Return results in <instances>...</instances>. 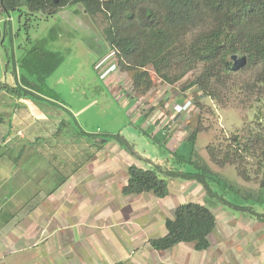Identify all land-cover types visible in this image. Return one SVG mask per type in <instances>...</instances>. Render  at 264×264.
I'll return each instance as SVG.
<instances>
[{
  "label": "rangeland",
  "instance_id": "374dc122",
  "mask_svg": "<svg viewBox=\"0 0 264 264\" xmlns=\"http://www.w3.org/2000/svg\"><path fill=\"white\" fill-rule=\"evenodd\" d=\"M9 20L15 32L20 30L13 41L16 60L33 47L34 41L48 37L49 30L56 28L59 36L47 47L61 52L64 61L39 92L56 104L41 97L18 98L0 91V162L10 164L9 167H14L12 162H16L22 171L27 170L22 166L29 162H38L40 168L34 172L42 173L47 169L59 178L68 175L80 163L91 160L88 163H92L90 169H93L94 166L106 168L111 161L115 176L103 169L104 174L122 182L132 165L157 171L158 166L166 170H192L178 165L171 152L196 135L193 142L199 153L223 179L264 192V87L254 88L259 65L253 63L226 84L217 85L220 99L206 96L198 86L192 87L204 74V63L196 65L173 84L163 81L148 66L152 86L141 92L133 85L131 68L120 63L118 51L106 40L105 14L90 16L81 5L59 8L47 21L33 23L31 41L23 29H18V15L12 13ZM189 39L192 37L185 41L187 44ZM4 45L11 47L9 38ZM8 55L1 40L0 82L14 86L13 65L7 67ZM235 58L232 60L238 64ZM19 71L17 67L18 75ZM182 72L177 71L176 76ZM247 86L252 91H247ZM162 129L170 136L166 147L153 138ZM8 132L11 137L6 139ZM119 136L126 138L133 148H123L117 141ZM235 138L238 142H234ZM107 139L112 140L104 143ZM212 148L222 153L221 159L223 154L234 151L241 153L245 161L242 165L218 166L208 154ZM99 149L101 152L92 158ZM115 149L122 150L117 153ZM161 177L169 184L167 198L159 199L151 192L134 197L136 216L142 208L149 207L152 211V227L150 232L143 233L145 237L149 234L153 240L164 235L165 219L173 220L181 204L198 203L208 207L217 221L216 231L210 237L213 248L193 251L198 262L211 264L210 260H214L215 264L219 261L227 264L226 258L231 257L237 264L243 261L264 263V219H252L247 211L238 209L244 206L242 200L211 182L218 197H208L204 186L196 181L169 179L163 174ZM34 181L33 184L38 183ZM13 187L9 182L7 188ZM253 210L264 214L263 206H255ZM242 249L245 253H241ZM192 250L193 246L188 245L169 253L167 264H182V257L185 263L184 258H188ZM59 261L62 260H55V264ZM0 264L14 263L4 260Z\"/></svg>",
  "mask_w": 264,
  "mask_h": 264
},
{
  "label": "trees",
  "instance_id": "16d2710c",
  "mask_svg": "<svg viewBox=\"0 0 264 264\" xmlns=\"http://www.w3.org/2000/svg\"><path fill=\"white\" fill-rule=\"evenodd\" d=\"M71 5H81L90 16L106 15V40L111 48L118 51L120 63L131 68L137 91H148L152 86L146 69L148 66L163 81L173 84L200 63L205 64V72L192 87L198 86L206 96L220 99L216 86L226 84L253 63L260 67L254 88L258 85L264 87V0H59L58 3L54 0H0L2 45L9 54L7 67L13 65L14 69V86L0 82V91L18 98L41 97L48 103L56 104L40 96L39 92L64 61L61 52L47 47L50 41L58 38L59 32L56 28L50 29L48 37L34 41L33 47L16 60L13 41L20 30L14 31L9 18L12 13L18 15V29H23L31 41L33 23L47 21L59 8ZM188 37L192 39L187 44ZM7 38L10 48L4 45ZM233 57L238 64L232 60ZM177 71L183 72L176 76ZM246 90L252 91L250 86ZM195 137L193 135L190 141L181 143L171 152L178 165L187 170L189 166L192 170H166L158 166L157 171L132 165L127 169L128 182L122 193L130 196L151 192L157 198L165 199L170 191L168 181L161 177L163 174L169 179L196 181L204 186L208 197H218L211 182L242 200L244 206L238 209L247 211L252 219H264L263 213L253 210L258 205L264 207L262 189L253 190L223 179L199 153L193 142ZM153 138L165 147L170 141L165 129ZM111 140L107 139L104 143ZM117 141L125 149L133 148L124 137L119 136ZM234 142L238 139L235 138ZM208 154L218 166L242 165L245 161L241 153L234 151L223 154L222 159L219 157L222 153H216L213 148L208 150ZM241 173L245 177L244 172ZM216 225V217L208 207L184 203L176 209L173 220H166L167 235L150 243L156 250H169L185 243L193 244L196 251H207L211 247L210 236Z\"/></svg>",
  "mask_w": 264,
  "mask_h": 264
},
{
  "label": "crops",
  "instance_id": "0c3cea01",
  "mask_svg": "<svg viewBox=\"0 0 264 264\" xmlns=\"http://www.w3.org/2000/svg\"><path fill=\"white\" fill-rule=\"evenodd\" d=\"M10 132L4 136L6 139L11 137ZM119 149L115 152L119 153L122 150ZM99 152L100 149L94 152L92 158ZM90 161L80 163L59 178L47 169L34 172L40 168L38 162L22 166L25 171L16 162H12L14 167L0 162V261L55 264V260L61 259L58 264H167L166 255L193 246L181 243L169 250L154 249L149 234L143 235L152 227L151 209L142 208L136 216L134 197L146 194L125 196L122 189L127 185L128 173L124 181L117 182L107 176L108 173L115 176L116 172L110 168L114 162H108L106 168L90 169ZM34 180L38 183L33 184ZM9 182L13 188H7ZM27 194L30 196L26 197ZM165 222L166 219L164 235L154 239L167 235ZM194 250L193 246L189 257L184 258L186 262L183 263L182 257L180 263L202 264L194 258ZM226 261L237 264L231 257ZM210 262L213 264L214 260Z\"/></svg>",
  "mask_w": 264,
  "mask_h": 264
},
{
  "label": "water",
  "instance_id": "95a60500",
  "mask_svg": "<svg viewBox=\"0 0 264 264\" xmlns=\"http://www.w3.org/2000/svg\"><path fill=\"white\" fill-rule=\"evenodd\" d=\"M54 2H55V3H58V2H59V0H54Z\"/></svg>",
  "mask_w": 264,
  "mask_h": 264
}]
</instances>
